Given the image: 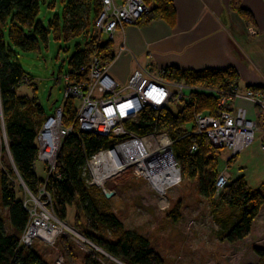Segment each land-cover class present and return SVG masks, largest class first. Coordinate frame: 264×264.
Wrapping results in <instances>:
<instances>
[{
    "label": "trees",
    "instance_id": "obj_1",
    "mask_svg": "<svg viewBox=\"0 0 264 264\" xmlns=\"http://www.w3.org/2000/svg\"><path fill=\"white\" fill-rule=\"evenodd\" d=\"M144 1L152 5L150 12L145 15L149 20L161 18L172 23L174 9L170 0ZM40 2L44 0H0V112L13 163V169L9 167L7 171H0V264H47L35 250L19 245L28 213L22 205L21 195L19 197L12 183L16 174L29 191L36 193L43 182L34 171L37 154L35 139L46 116L36 96L35 84L15 61L18 51H34L39 43L47 41L49 30L36 20ZM99 7V0H68L63 8L61 29L64 37L82 35L84 39L82 46L76 45L69 57L66 73L69 81L87 79V68L94 51L102 63H111L114 58L110 41L95 42L93 20ZM238 11L249 16L241 9ZM50 26L57 30L58 19L50 22ZM166 68L170 78L175 81L225 91L238 85V75L232 67L203 70ZM26 82L32 87L31 95L18 94L19 88ZM71 100L64 99L61 105L64 124L71 121L75 113L76 107ZM196 105L199 111L207 114L215 115L218 110L216 99L210 96H197ZM191 121V110L188 107H181L176 113L167 109L156 111L145 108L139 112L135 121L126 122L125 127L140 136L150 132H167L174 140L173 154L181 167L190 174H199L209 162L204 159L208 144L199 137H182ZM112 141V137L93 133H80L78 137L69 134L62 142L54 175L47 180L45 189L51 196L60 220L66 217L67 207L75 204L84 214L88 228L95 230L100 225L115 234L114 241L88 234L95 245L109 256L125 264H164L147 239L136 232L123 230L115 215L106 209L105 195L99 190H93L94 187L86 182L84 157L109 146ZM193 143H197V149L189 152ZM1 150L5 151L3 145ZM236 154L230 159L236 157ZM214 190L215 183L209 193L205 194H213ZM218 200L221 205L236 210L232 221L219 236L222 248L230 253L229 258L238 263L245 252L252 250L261 264H264V184L258 189H251L240 175L226 183L219 191ZM3 209L7 210L10 232L5 230ZM85 264L100 263L87 257Z\"/></svg>",
    "mask_w": 264,
    "mask_h": 264
},
{
    "label": "built area",
    "instance_id": "obj_2",
    "mask_svg": "<svg viewBox=\"0 0 264 264\" xmlns=\"http://www.w3.org/2000/svg\"><path fill=\"white\" fill-rule=\"evenodd\" d=\"M99 3V10L93 20L97 33L96 43L102 42V35L112 42L116 31L124 25L136 24L152 8L144 0H99ZM120 50L127 49L121 46ZM108 66L109 63H102L94 51L86 80L72 82L65 75L64 99L69 97L77 101L74 116L70 124L65 125L62 106H58L51 115L46 116L37 131L36 161L41 163L45 176L36 193L24 186L30 199H22V205L28 213L27 223L19 237V245L23 248L31 247L34 240L46 246H54L59 234L70 230L56 217L51 196L45 189L47 180L54 175L62 142L69 134L78 137L80 133H93L112 137L109 146L84 157L83 169L87 184L103 190L106 180L131 167H135L136 172L148 180L142 166L144 163L150 165L161 157L171 160L170 164L176 170L179 180L180 163L173 154L174 140L167 132H150L140 136L125 127L126 122L135 121L139 112L145 108L156 111L167 109L173 113H176L172 111L175 106L176 111L181 107L190 108L192 126L182 137H199L212 148L227 149L228 159L248 147L254 141L256 132L264 131V86L240 88L235 85L225 91L175 81L170 78L166 67L151 68L150 65H137L127 82L120 85L108 75ZM197 96L216 99L217 113L213 115L198 111ZM196 149L197 143H193L189 152ZM260 149L264 151V143ZM132 152H136L134 157L127 160L126 156ZM229 178L230 174L226 171L218 174L216 192L226 185ZM84 241L92 245L85 238ZM60 262L61 257L58 259Z\"/></svg>",
    "mask_w": 264,
    "mask_h": 264
},
{
    "label": "rangeland",
    "instance_id": "obj_3",
    "mask_svg": "<svg viewBox=\"0 0 264 264\" xmlns=\"http://www.w3.org/2000/svg\"><path fill=\"white\" fill-rule=\"evenodd\" d=\"M67 2L68 0L40 2L36 20L49 30L47 41L39 43L34 51H18L15 57L16 63L35 84L36 96L45 116L51 115L54 108L63 104L69 57L74 47L82 46L84 42L82 35L65 38L62 33V11ZM55 18L58 19L57 30L50 26ZM101 40L105 41L107 37L102 35ZM113 43H116V37ZM28 83L19 88L18 94L31 95L32 87ZM71 99L76 107L77 101ZM176 107L172 106V111L177 112ZM69 122L65 125H69ZM190 128L191 125L186 126L187 131ZM3 131L0 112V171H7L13 164ZM259 133H255L254 141L248 147L238 151L237 158L228 159L227 149L218 150L206 145L204 159L209 162L202 171L190 174L180 165L178 182L169 186L163 195L145 177L138 174L135 167L106 180L103 185L105 193L97 186L92 189L99 190L104 195L112 194L106 198V209L115 215L124 231L136 232L147 239L164 264H261L252 250L245 252L238 263L229 258L230 253L222 248L219 236L232 221L236 210L219 203V192L214 190L213 194H205L213 187L218 174L224 171L230 174L228 181L244 175V180L251 189L258 188L259 180H264V176L258 175L264 167V153L257 141ZM2 145L5 151L1 150ZM34 171L38 178H44L45 172L39 161L35 162ZM15 177L12 183L19 197L21 195L22 199L27 197L29 200L30 195L24 184L16 174ZM54 213L56 215L55 210ZM2 216L5 230L10 232L6 209L2 210ZM63 222L70 230L61 232L54 246H46L43 242L34 240L29 247L47 264H85L87 257L96 259L100 264H125L109 256L88 237L90 234L114 241L115 234L100 225L95 230L88 228L84 214L75 204L67 207ZM83 237L94 244L91 242L92 245H87ZM60 257L61 262L58 263Z\"/></svg>",
    "mask_w": 264,
    "mask_h": 264
},
{
    "label": "crops",
    "instance_id": "obj_4",
    "mask_svg": "<svg viewBox=\"0 0 264 264\" xmlns=\"http://www.w3.org/2000/svg\"><path fill=\"white\" fill-rule=\"evenodd\" d=\"M170 2L174 9L172 23L144 16L138 23L124 25L115 32L111 42L114 58L107 70L114 81L125 84L137 65L181 70L232 67L239 87L264 86V0ZM121 46L127 50L121 51ZM258 132L261 145L264 131ZM259 174L264 176V167ZM259 183L258 188L264 180Z\"/></svg>",
    "mask_w": 264,
    "mask_h": 264
},
{
    "label": "bare ground",
    "instance_id": "obj_5",
    "mask_svg": "<svg viewBox=\"0 0 264 264\" xmlns=\"http://www.w3.org/2000/svg\"><path fill=\"white\" fill-rule=\"evenodd\" d=\"M135 153L136 152H132L128 154V156H126L127 160L130 159V157L133 158ZM170 161L171 160L168 158L161 157V159L153 161L150 165L144 163V166H142L144 175L160 195H163L164 191L178 180L176 170L171 166Z\"/></svg>",
    "mask_w": 264,
    "mask_h": 264
},
{
    "label": "water",
    "instance_id": "obj_6",
    "mask_svg": "<svg viewBox=\"0 0 264 264\" xmlns=\"http://www.w3.org/2000/svg\"><path fill=\"white\" fill-rule=\"evenodd\" d=\"M4 130V129H3ZM4 132V131H3ZM4 136H5V133H4ZM6 138V137H5ZM7 151H8V154H9V150H8V147H7ZM9 157H10V159H11V156H10V154H9ZM11 162H12V159H11ZM13 164V163H12ZM19 177V176H18ZM24 186V185H23ZM112 194L111 193H109V194H105V197L106 198H109L110 196H111Z\"/></svg>",
    "mask_w": 264,
    "mask_h": 264
}]
</instances>
